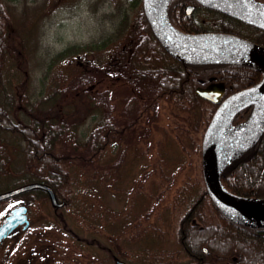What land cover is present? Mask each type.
<instances>
[{
  "label": "trees",
  "instance_id": "obj_1",
  "mask_svg": "<svg viewBox=\"0 0 264 264\" xmlns=\"http://www.w3.org/2000/svg\"><path fill=\"white\" fill-rule=\"evenodd\" d=\"M257 1L264 3V0ZM187 2L191 0H170L168 4V18L179 30L231 32L264 46V29L198 6L197 11H206L207 18L211 19L203 22L185 14L183 6ZM44 8V4L30 6L25 2L18 15L15 4L0 0V132L9 134L17 142L21 154L20 167L8 170L0 163V176L12 180L0 191L32 181L48 184L64 202L62 206L51 205L41 189L17 194L8 200L24 195L46 200V207L51 209L64 232L77 241H85L61 213L75 201L81 176L88 166H93L111 143L119 142L127 133L134 135L144 118L155 119L160 104L167 102L177 131L174 138L164 131L165 146L176 149L180 156L181 150H186L200 158L202 133L216 104L198 95L196 87L220 82L226 96L257 82L262 74L247 64L191 63L180 59L152 33L141 0H131L126 8L128 12L121 16L112 33L88 43L70 44L54 53L41 79L45 87L31 99L25 60L34 45L35 21L42 17ZM236 23L251 27L254 34L243 32L234 26ZM79 58L81 65L71 76L61 75L66 86H59L55 79L58 74L50 73L52 66ZM102 81H117L124 86L120 116L114 113L112 88L106 86L91 92ZM249 113L250 107L238 111L232 124L245 121ZM90 117L94 125L82 138L78 128ZM169 152L162 151L157 160L161 177H166V169L175 162ZM126 154L127 149L123 147L116 163L121 164ZM0 158H6L3 138H0ZM198 169V182L178 188L173 209L166 208L169 212L174 210L175 253L180 258L153 264H264V227L248 226L225 216L206 189L201 160ZM220 179L235 194L264 198V128L250 148L222 169ZM167 221L168 212L164 222ZM164 232L155 224L149 233L151 237L146 233L144 238L147 243L159 241L155 247H162L160 240L165 241ZM92 235L88 243L103 249L106 260L115 264L113 259L117 253Z\"/></svg>",
  "mask_w": 264,
  "mask_h": 264
},
{
  "label": "rangeland",
  "instance_id": "obj_2",
  "mask_svg": "<svg viewBox=\"0 0 264 264\" xmlns=\"http://www.w3.org/2000/svg\"><path fill=\"white\" fill-rule=\"evenodd\" d=\"M7 1L15 4L18 15L25 2L30 6L45 5L44 14L35 21L34 45L25 60L30 74L28 92L32 99L45 87L41 79L50 57L70 44L88 43L112 33L121 16L128 12L126 8L131 0ZM134 15L132 11L131 16ZM194 16L203 22L211 21L204 10L196 11ZM234 26L250 35L255 32L245 24L236 23ZM81 62L79 58L56 63L50 73H57L55 79L59 86L65 87V78L61 75L67 73L71 76ZM106 86L112 88L114 113L120 116L124 86L117 81H102L95 84L91 92ZM94 122L91 117L84 119L78 128L82 138ZM175 123L170 105L162 102L155 119L144 118L134 135L127 133L119 142L111 143L97 162L88 166L81 176L75 201L61 213L69 218L73 231L85 241H77L64 232L44 199H31L30 195H24L17 200H1L0 223L17 204L26 205L30 223L26 228L17 226L0 242V264H111L106 260L103 249L88 243L87 239L92 234L128 264L178 261L180 257L175 253L177 245L173 230L174 210L169 212L166 208L173 209V198L178 188L197 181L200 158L186 150H181L180 156L176 149L169 150L165 146L164 131L174 138L177 131ZM0 138L4 139L6 156L0 158V163L5 164L4 168L8 170L20 167L21 154L17 142L3 132H0ZM123 147L127 154L123 162L117 164ZM162 151L165 154L170 151L174 158L171 159L175 161L170 169H166V177H161L157 162ZM10 182L11 178L0 176V189ZM167 212L169 226L168 221L164 222ZM155 224L166 230L163 235L165 241L160 240L162 247L168 248L166 251L161 246L155 247L159 241L147 243L144 238Z\"/></svg>",
  "mask_w": 264,
  "mask_h": 264
},
{
  "label": "water",
  "instance_id": "obj_3",
  "mask_svg": "<svg viewBox=\"0 0 264 264\" xmlns=\"http://www.w3.org/2000/svg\"><path fill=\"white\" fill-rule=\"evenodd\" d=\"M169 1L141 0V4L152 33L170 53L191 63L247 64L262 73L261 78L254 84L229 93L225 97L220 82L209 83L205 87L198 86L195 91L202 98L217 104L201 138V168L210 197L229 219L252 227H264V198L235 194L226 189L220 179L222 169L251 147L264 128V46L230 32L180 31L168 19ZM194 1L264 29V13L230 0ZM187 7L191 9L194 5ZM246 107H251L247 120L230 127L231 136L226 137V126H230L233 116ZM238 128L240 129L234 132ZM31 189L44 190L51 205L55 207L64 204L48 184L38 181L1 191L0 200ZM19 224H22L23 228L29 225L24 204L12 207L0 223V241ZM204 250L206 251V248ZM114 262L127 264L116 256Z\"/></svg>",
  "mask_w": 264,
  "mask_h": 264
},
{
  "label": "bare ground",
  "instance_id": "obj_4",
  "mask_svg": "<svg viewBox=\"0 0 264 264\" xmlns=\"http://www.w3.org/2000/svg\"><path fill=\"white\" fill-rule=\"evenodd\" d=\"M230 1H233V2H236L242 6H245L249 9H252L254 11H257V12H260V13H264V5H261V4H256V3H253L252 1L250 0H230ZM231 128L229 125L226 126V137H230L231 136Z\"/></svg>",
  "mask_w": 264,
  "mask_h": 264
},
{
  "label": "flooded vegetation",
  "instance_id": "obj_5",
  "mask_svg": "<svg viewBox=\"0 0 264 264\" xmlns=\"http://www.w3.org/2000/svg\"><path fill=\"white\" fill-rule=\"evenodd\" d=\"M188 5H194V7L193 8H188L187 6ZM198 6H202V5H200V4H198L196 1H194V0H191V2H187V3H185L184 4V6H183V10H184V12H185V14L186 15H188V16H190V15H194V13L198 10L197 8H198ZM242 22V21H241ZM244 23V22H243ZM246 24V23H245ZM215 78V77H214ZM208 84V83H207ZM207 84H205V85H201L202 87H205Z\"/></svg>",
  "mask_w": 264,
  "mask_h": 264
}]
</instances>
